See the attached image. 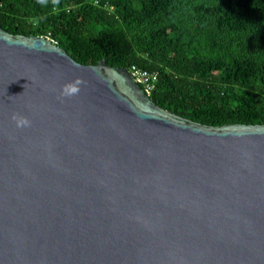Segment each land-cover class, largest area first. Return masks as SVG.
Segmentation results:
<instances>
[{"label": "water", "instance_id": "water-1", "mask_svg": "<svg viewBox=\"0 0 264 264\" xmlns=\"http://www.w3.org/2000/svg\"><path fill=\"white\" fill-rule=\"evenodd\" d=\"M0 264H264V124L184 118L0 25Z\"/></svg>", "mask_w": 264, "mask_h": 264}, {"label": "trees", "instance_id": "trees-1", "mask_svg": "<svg viewBox=\"0 0 264 264\" xmlns=\"http://www.w3.org/2000/svg\"><path fill=\"white\" fill-rule=\"evenodd\" d=\"M0 25L157 73L151 97L184 118L264 124V0H0Z\"/></svg>", "mask_w": 264, "mask_h": 264}, {"label": "built area", "instance_id": "built-area-1", "mask_svg": "<svg viewBox=\"0 0 264 264\" xmlns=\"http://www.w3.org/2000/svg\"><path fill=\"white\" fill-rule=\"evenodd\" d=\"M48 38V37H47ZM52 40L51 38H49ZM55 42L54 40H52ZM56 43V42H55ZM130 72L132 73L133 77L136 81L144 88L146 93L151 96L152 91L156 87L158 75L157 73H152L147 70H144L136 65L131 66Z\"/></svg>", "mask_w": 264, "mask_h": 264}, {"label": "clouds", "instance_id": "clouds-1", "mask_svg": "<svg viewBox=\"0 0 264 264\" xmlns=\"http://www.w3.org/2000/svg\"><path fill=\"white\" fill-rule=\"evenodd\" d=\"M65 91L66 93H74L77 91V89L75 87H69ZM21 123H24V121H21Z\"/></svg>", "mask_w": 264, "mask_h": 264}]
</instances>
